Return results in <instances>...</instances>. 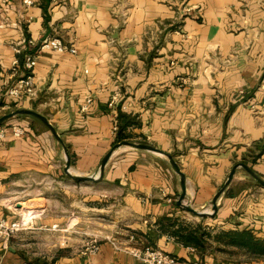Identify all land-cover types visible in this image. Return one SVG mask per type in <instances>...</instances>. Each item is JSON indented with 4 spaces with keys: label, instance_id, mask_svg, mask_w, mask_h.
Returning <instances> with one entry per match:
<instances>
[{
    "label": "crops",
    "instance_id": "crops-1",
    "mask_svg": "<svg viewBox=\"0 0 264 264\" xmlns=\"http://www.w3.org/2000/svg\"><path fill=\"white\" fill-rule=\"evenodd\" d=\"M51 35L75 52L36 50ZM27 54L35 57V93L7 98L2 94L26 73ZM16 108L47 118L72 174L96 177L122 127L124 140L171 154L186 200L207 211L234 163L264 179V0H0V116ZM13 125L24 134L13 136ZM0 131V217L12 221L23 215L25 188H66L74 180L63 171L61 144L36 117L12 116ZM84 183L111 199L139 243L144 234L155 248L194 264H264V255L218 243L200 252L155 229L169 217L198 221L211 234L246 228L264 240V189L240 167L213 217L204 218L176 205L179 178L151 151L120 147L102 177ZM31 217L34 225L42 221ZM114 244L103 240L95 253L72 251L42 264H142ZM23 263L0 238V264Z\"/></svg>",
    "mask_w": 264,
    "mask_h": 264
},
{
    "label": "rangeland",
    "instance_id": "rangeland-1",
    "mask_svg": "<svg viewBox=\"0 0 264 264\" xmlns=\"http://www.w3.org/2000/svg\"><path fill=\"white\" fill-rule=\"evenodd\" d=\"M84 182L69 181L67 189L54 184L25 188L19 203L24 222L12 235L0 238L27 264H42L57 255L85 250L94 242L107 239L124 242L130 230L121 225V212L111 205V199L97 197V188L86 187ZM34 195H37L32 200L35 203L28 204V197ZM33 214L42 220L40 224L30 222ZM52 219L58 221L49 223ZM215 245L218 244L208 243L207 248L213 249Z\"/></svg>",
    "mask_w": 264,
    "mask_h": 264
},
{
    "label": "built area",
    "instance_id": "built-area-1",
    "mask_svg": "<svg viewBox=\"0 0 264 264\" xmlns=\"http://www.w3.org/2000/svg\"><path fill=\"white\" fill-rule=\"evenodd\" d=\"M48 49L56 52H69L74 53L75 49L71 45H67L61 41L58 36H48L40 40L36 44V50ZM35 65V57L32 54H27L23 61V66L26 73L18 79L17 85L8 88L2 95L7 98H17L21 94H25L27 96H32L35 93V89L33 87L31 70ZM116 99V94L111 97L108 105H112L114 100ZM87 102L90 100L87 99ZM116 129L114 128V131ZM11 133L13 136H21L24 134V129L21 126L13 125L11 127ZM3 137V132L0 131V139ZM24 222V216L20 215L18 219L8 221L5 218L0 217V235L8 237L12 235L19 229L21 223ZM116 248L120 250H124L129 253L131 256L135 257L142 264H194L192 261L176 257L171 255L161 249L152 247L150 245H146L143 243H139L132 232L127 236V239L124 242H115L114 244ZM99 242H94L91 244L87 250L88 252L95 253L98 250ZM25 264V263H23Z\"/></svg>",
    "mask_w": 264,
    "mask_h": 264
},
{
    "label": "water",
    "instance_id": "water-1",
    "mask_svg": "<svg viewBox=\"0 0 264 264\" xmlns=\"http://www.w3.org/2000/svg\"><path fill=\"white\" fill-rule=\"evenodd\" d=\"M18 114H25V115H31L33 117H36L47 127V129L52 134V136L62 146V150H63V154H64V158H65L64 168H63L64 173L66 174V176H68L69 178H71L72 180L77 181V182L98 181L102 177L104 165L107 162V160L109 159V157L112 155V153L120 147H131V148L151 151L153 153L162 155L167 159L170 167L177 174V176L179 178V194H178V197H177L176 202H175L176 205L183 208V210H185L186 212L191 213L192 215L199 217V218L213 217V215L216 211L218 197L223 192L225 187L229 184V182L231 181V179L235 173V170L239 167L242 168L243 170H245V172H247V174L255 181V183L264 189V179L260 178L245 163L236 162L231 166V168L229 169L225 179L223 180L220 187L218 188V190L215 192V194L211 198L209 208H208L209 210L206 211L205 209H195L186 200V186H185L184 174L179 169V166L177 165L173 156L169 153L163 152V151L155 148L152 145L142 143V142H137V143L136 142H130L127 140H120V141L115 142L109 148V150L101 157L99 164H98V174L96 177H93L91 175L72 174L70 172V157H69L67 148L63 144V141H62L61 137L59 136V134L57 133V131L55 130V128L52 126V124L47 120V118L44 115L38 113L35 110L29 109V108H16L10 112L2 114L0 116V124L3 121H5L6 119H8L12 116L18 115Z\"/></svg>",
    "mask_w": 264,
    "mask_h": 264
},
{
    "label": "trees",
    "instance_id": "trees-1",
    "mask_svg": "<svg viewBox=\"0 0 264 264\" xmlns=\"http://www.w3.org/2000/svg\"><path fill=\"white\" fill-rule=\"evenodd\" d=\"M123 117V124H126L125 115ZM116 141L126 139L122 133V127L115 131ZM155 229L161 234H166L172 237L175 241L185 246H191L196 250L203 252L207 249V244L211 241L224 245L232 246L252 257H260L264 255V240L257 237L250 229H231L226 231H218L214 234L207 229H204L200 224L192 225L186 222H177L176 219L169 217H162L155 222ZM206 230V231H205ZM136 240L140 238L138 233L132 232ZM141 235V234H139ZM143 244L155 247L151 238L142 235Z\"/></svg>",
    "mask_w": 264,
    "mask_h": 264
}]
</instances>
